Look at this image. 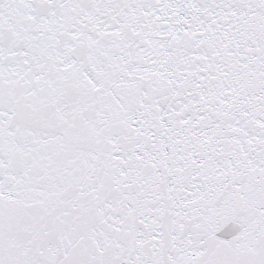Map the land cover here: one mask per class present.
<instances>
[{
  "label": "snow or ice",
  "instance_id": "6c2138e0",
  "mask_svg": "<svg viewBox=\"0 0 264 264\" xmlns=\"http://www.w3.org/2000/svg\"><path fill=\"white\" fill-rule=\"evenodd\" d=\"M0 264H264V0H0Z\"/></svg>",
  "mask_w": 264,
  "mask_h": 264
}]
</instances>
